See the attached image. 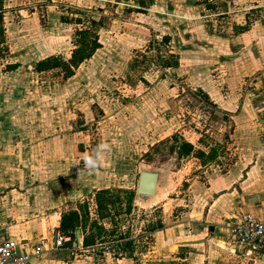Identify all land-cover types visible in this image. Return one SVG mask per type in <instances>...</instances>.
<instances>
[{
  "label": "crops",
  "instance_id": "1",
  "mask_svg": "<svg viewBox=\"0 0 264 264\" xmlns=\"http://www.w3.org/2000/svg\"><path fill=\"white\" fill-rule=\"evenodd\" d=\"M82 13L90 14V23ZM84 31L99 46L71 66L72 75L60 68L36 70L52 57L69 63ZM138 49L160 52L168 76L182 79L216 110L228 132L227 155L234 158L225 171L218 166L208 173L183 224L166 223L139 246L127 241L120 258L115 248L122 242L107 241L116 253L107 256L108 264H264V253L243 260L226 245L230 217L264 218V0H0V233L7 231L24 255L41 246L34 264H106L84 254L72 259L55 249V237L73 213L81 221L68 233L73 238L93 236L98 243L103 236L93 234L92 224L109 233L106 224L93 222L96 210L95 220L107 218L100 216L98 195L124 189L123 181L134 174L123 158L133 150L128 154L116 145L133 149L161 133V105L144 92L136 104L123 102L125 111L137 115L131 116L136 125L127 124L110 148L81 151L90 137L77 130L74 113L95 108L96 98L105 96L104 83L135 75ZM12 64L18 69L7 71ZM52 72L62 81L51 80ZM87 92L88 102L80 98ZM103 108L99 124L110 127L112 112ZM152 198L141 201L135 193L134 200L156 204Z\"/></svg>",
  "mask_w": 264,
  "mask_h": 264
},
{
  "label": "rangeland",
  "instance_id": "2",
  "mask_svg": "<svg viewBox=\"0 0 264 264\" xmlns=\"http://www.w3.org/2000/svg\"><path fill=\"white\" fill-rule=\"evenodd\" d=\"M82 14L85 23H90V14ZM137 54L141 56L138 74H132L128 80L126 77L112 82L108 80L109 85L106 86L104 83L102 86V93L104 92L105 96L96 98L98 104L95 108L89 111L88 106H84L81 111L74 113L78 116L77 130L84 131V134L90 137L87 143L82 144L81 151L93 153L101 147L110 148L113 144L112 139L118 136V132L126 131L127 124H134L131 116L136 118L137 115L125 111L123 102L136 104L141 94L147 92L148 98L156 100L161 105L157 108L162 112V119H165L160 127L161 133L155 134L147 143H132L133 149L122 143L116 145L120 149L122 147L121 151L128 154L133 150L132 155H123V158L132 162L134 174L131 179L129 177L123 181L124 189H118L116 190L118 193L115 191L113 194L116 203L109 205L105 212L106 219L95 220L99 216L98 210L93 212V222H98L101 227L106 224V229L110 231L105 234L100 227L92 224L93 234L103 236L98 243L110 240L122 242V245L115 248L118 251V258L121 257L119 253L123 255L125 252L127 241H132L133 245L135 241V245L139 246L137 241L146 239L155 229L163 230L166 223L174 221L183 224L187 214L194 210L191 202L201 195L202 183L207 181L208 173L218 166L225 171L227 167L224 168L223 165H230L234 158L233 155H227V144L224 143L223 135L226 137L228 132L223 130V121L216 110L205 106L201 95H196L195 90L194 92L189 90L191 88L182 79L168 76L165 70L166 63L160 58V52L145 54L143 50L138 49L135 52V55ZM88 67L85 66L81 71H87ZM52 75L54 76H49L51 80L62 81L56 72H52ZM80 98L87 101L88 92L82 94ZM103 107H109L108 113L112 112L107 122L110 127L106 128L99 124L102 119L100 111L104 109ZM156 122L151 123L153 125L151 134L157 126ZM112 133L115 136L104 144L103 138L106 136L109 138ZM185 143L195 145L193 154L185 153L188 149ZM104 168L112 169V166L105 165ZM141 171L161 174L158 196L152 198L156 204L131 199L130 193L136 191L137 196ZM144 242H147L146 247L150 248L153 241L148 238Z\"/></svg>",
  "mask_w": 264,
  "mask_h": 264
},
{
  "label": "built area",
  "instance_id": "3",
  "mask_svg": "<svg viewBox=\"0 0 264 264\" xmlns=\"http://www.w3.org/2000/svg\"><path fill=\"white\" fill-rule=\"evenodd\" d=\"M264 109V93L261 97ZM230 238L227 251L237 253L241 259H252L264 253V218L258 219L252 214L232 216L227 220ZM114 242L96 243L86 246L82 239L73 238L71 235L56 231L55 249L67 251L72 259L80 255L103 259L102 263L108 264L107 256L112 259L116 256L113 251ZM43 248L35 246L31 255L19 253L17 243L9 236L8 232L0 233V264H34V259L41 257Z\"/></svg>",
  "mask_w": 264,
  "mask_h": 264
},
{
  "label": "trees",
  "instance_id": "4",
  "mask_svg": "<svg viewBox=\"0 0 264 264\" xmlns=\"http://www.w3.org/2000/svg\"><path fill=\"white\" fill-rule=\"evenodd\" d=\"M80 34H81V39L80 41H78L79 48L74 52L73 57L69 61V63L62 61L61 59L57 57H52V58H48L40 62L37 65L36 70L47 71L51 69L60 68L64 72H66L68 75H72L73 70L71 66L74 68L78 67V65L82 63L85 59L89 58L99 46V44H97L96 42H93V44L89 42V35L87 31H84ZM18 67H19V64H12V65H8L6 67V70L14 71L18 69ZM186 146L188 147V149L187 151H185V153L188 154L193 150V147L190 145L189 146L186 145ZM116 192L118 193V191ZM113 194H115V191H112V192L103 191L99 193L98 195L97 202L99 205L100 216L102 218L107 217V215H105V212H107L109 205H113L116 203V201H114ZM130 194L132 196L131 199H134L135 192H132ZM82 217L84 219V216ZM80 222H81L80 216L78 214H75V213L71 214L70 216L64 219L62 223V232L68 234L70 231H74L75 229H77V227H79ZM100 230L103 231L102 228H100ZM98 236L101 237L100 235ZM84 243L86 246H91V245L96 244L93 236L86 238Z\"/></svg>",
  "mask_w": 264,
  "mask_h": 264
},
{
  "label": "water",
  "instance_id": "5",
  "mask_svg": "<svg viewBox=\"0 0 264 264\" xmlns=\"http://www.w3.org/2000/svg\"><path fill=\"white\" fill-rule=\"evenodd\" d=\"M161 181L159 172L141 171L137 188V196L141 201L155 197Z\"/></svg>",
  "mask_w": 264,
  "mask_h": 264
}]
</instances>
